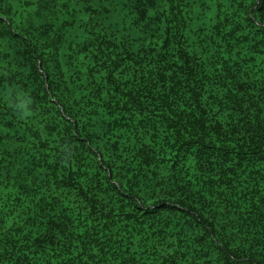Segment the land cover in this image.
<instances>
[{"label": "trees", "instance_id": "16d2710c", "mask_svg": "<svg viewBox=\"0 0 264 264\" xmlns=\"http://www.w3.org/2000/svg\"><path fill=\"white\" fill-rule=\"evenodd\" d=\"M0 264H264V0H0Z\"/></svg>", "mask_w": 264, "mask_h": 264}]
</instances>
